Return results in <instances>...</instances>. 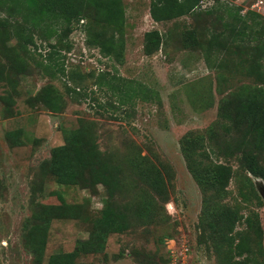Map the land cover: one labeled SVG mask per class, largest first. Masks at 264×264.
I'll return each mask as SVG.
<instances>
[{
    "label": "rangeland",
    "instance_id": "obj_1",
    "mask_svg": "<svg viewBox=\"0 0 264 264\" xmlns=\"http://www.w3.org/2000/svg\"><path fill=\"white\" fill-rule=\"evenodd\" d=\"M151 1L123 0L125 29L115 35L123 45L112 54L89 43L85 24L75 23L67 42L35 37L26 48L14 35L17 22L9 39L0 25V60L11 75L0 82V264H48L93 231L106 233L105 250L76 264H226L232 256L237 264H264V180L240 168L242 131L220 116L224 99L231 112L250 96L264 101V60L258 79L238 45H214L211 61L205 58L223 21L239 25L253 12L264 18V0H201L194 12L160 22ZM7 15L1 11L0 19ZM152 30L162 42L148 54L145 34ZM78 130L110 162L115 180L108 185L62 183L52 173L56 148ZM217 163L233 173L228 193L208 200L212 190H203L192 168L206 174ZM218 202L238 209L236 230L251 256H238L240 249L230 251L227 237L216 235ZM72 204L77 215L67 216ZM111 211L113 225L105 222ZM249 214L261 228L260 250Z\"/></svg>",
    "mask_w": 264,
    "mask_h": 264
},
{
    "label": "trees",
    "instance_id": "obj_2",
    "mask_svg": "<svg viewBox=\"0 0 264 264\" xmlns=\"http://www.w3.org/2000/svg\"><path fill=\"white\" fill-rule=\"evenodd\" d=\"M200 2L201 0H152L150 13L157 22L168 21L194 12L200 6ZM1 11L8 14L0 19V25L5 29L2 35H6L9 39L12 35L9 28L14 25L13 21L17 22L20 27L13 26L15 27L14 35L17 38H25V48L36 43L35 37L45 42H50L52 37H56L60 42H67L75 29V23L80 26L85 24L89 43L100 48L105 54H112L123 45L122 41L119 42L115 38L116 34L121 35L125 29L126 13L123 0H0ZM253 14L250 21L243 18L239 25L235 21H223L222 31L211 36V45L205 49L207 62L212 59L210 50L212 46L216 45L218 49L226 50L238 45L240 48L237 49L242 51V60L249 63L248 74L258 79L261 78L262 72L259 66L264 60V32L262 31L264 18L256 12ZM102 26L104 30L107 28L106 31L111 32L110 36L104 34ZM189 33L193 34L194 31ZM161 42L162 37L159 30L147 32L145 34L146 52L151 54L158 50ZM68 46L71 47L69 42ZM58 51L56 49L55 53ZM52 56L48 59L51 60ZM8 69L9 66L0 60V82L11 79ZM98 85L111 87V82L100 80ZM228 101L229 99L223 100L220 116L242 131V138L237 142L238 150L235 152L240 168L264 180V101L259 95L250 96L234 112H231L227 106ZM66 140V144L56 148L51 166L52 173L59 181L88 186L92 181L108 185L115 180L110 162L105 160L101 151L94 146L91 140H88L83 130L73 132L72 137L68 136ZM210 140H212L211 136ZM90 153L93 158L89 156ZM200 155L201 157L209 156L206 152ZM221 155L226 158L230 156L224 152ZM94 161L97 163L96 168L92 167ZM211 167L206 174L193 168L192 171L205 192L212 190V196H207L208 200L213 196L220 199L228 193L233 168L226 163L212 164ZM204 175H208L209 180ZM208 181L212 183L208 185ZM249 181L251 188L254 189L251 177ZM241 195L246 199L243 192ZM46 209L51 216L55 213L53 205L46 206ZM215 210H218L221 215V220L213 224L216 235L222 238L227 237L230 242L228 244L230 251L240 249L238 256H242V253L251 256L254 253L253 248L244 247L241 233L236 230V225L240 220L238 209L218 202ZM65 213L67 216L77 215V205H67ZM115 217V212L111 211L105 222L113 225L117 222ZM252 218L253 215L249 214L246 220L250 225V230L252 229L250 233L255 237L260 250L263 245L261 228L252 225ZM45 241V237L39 240L37 249L41 254L45 251ZM105 241V232L93 231L90 238L79 240L73 251L52 254L48 264H76L78 258L83 255L104 251ZM236 259V256H232L226 264H237L239 260Z\"/></svg>",
    "mask_w": 264,
    "mask_h": 264
}]
</instances>
